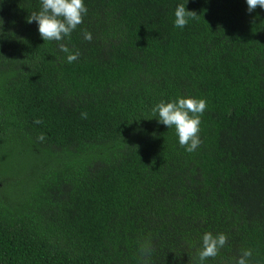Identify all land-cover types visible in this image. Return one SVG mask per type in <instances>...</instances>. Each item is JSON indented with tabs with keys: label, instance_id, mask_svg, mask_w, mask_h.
<instances>
[{
	"label": "trees",
	"instance_id": "16d2710c",
	"mask_svg": "<svg viewBox=\"0 0 264 264\" xmlns=\"http://www.w3.org/2000/svg\"><path fill=\"white\" fill-rule=\"evenodd\" d=\"M84 3L56 42L27 23L41 0H0V163L29 158L0 166V264H198L205 232L228 237L205 264H264V9ZM178 97L207 101L191 153L152 112Z\"/></svg>",
	"mask_w": 264,
	"mask_h": 264
},
{
	"label": "clouds",
	"instance_id": "9594fccd",
	"mask_svg": "<svg viewBox=\"0 0 264 264\" xmlns=\"http://www.w3.org/2000/svg\"><path fill=\"white\" fill-rule=\"evenodd\" d=\"M248 12H253L257 7L264 9V0H246ZM88 9L84 0H41V8L38 12H32L27 18V23L33 21L38 24V31L44 41L61 42L83 23ZM199 15L195 11H187L184 4L177 6L175 10L174 26L184 28L190 20H195ZM84 39L91 41L92 34L87 30L83 32ZM60 51L67 54V61H76L80 53L71 51L66 44L59 43ZM207 108L205 99L195 97H178L171 102L161 101L153 109V115L159 114V122L168 128L175 127L179 144L189 153L194 152L202 143L200 139L201 117ZM82 118H87V113H82ZM35 123H41L40 120ZM45 139L44 134L37 137L38 141ZM228 237L224 233L213 235L205 232L202 237V246L198 251V264H205L209 258L216 257L227 243ZM152 252L151 242L145 241L140 246L141 257H150ZM252 249H243L235 264H251ZM142 264H148L143 259Z\"/></svg>",
	"mask_w": 264,
	"mask_h": 264
},
{
	"label": "rangeland",
	"instance_id": "374dc122",
	"mask_svg": "<svg viewBox=\"0 0 264 264\" xmlns=\"http://www.w3.org/2000/svg\"><path fill=\"white\" fill-rule=\"evenodd\" d=\"M23 151L24 150H16L14 153L9 154L8 160L6 159L7 155H4L3 159H5L6 161H4L3 163H0L1 169L4 170V166H5V165L3 166L4 163H8V162H11V161L14 163V165L17 163V165H19V166L22 164L23 161H26L27 159L29 161V158L26 157L22 153Z\"/></svg>",
	"mask_w": 264,
	"mask_h": 264
}]
</instances>
